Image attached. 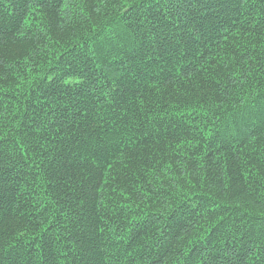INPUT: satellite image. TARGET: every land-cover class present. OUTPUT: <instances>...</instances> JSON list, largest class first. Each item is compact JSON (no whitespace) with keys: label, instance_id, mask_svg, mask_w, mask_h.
Returning <instances> with one entry per match:
<instances>
[{"label":"trees","instance_id":"1","mask_svg":"<svg viewBox=\"0 0 264 264\" xmlns=\"http://www.w3.org/2000/svg\"><path fill=\"white\" fill-rule=\"evenodd\" d=\"M0 264H264V0H0Z\"/></svg>","mask_w":264,"mask_h":264}]
</instances>
